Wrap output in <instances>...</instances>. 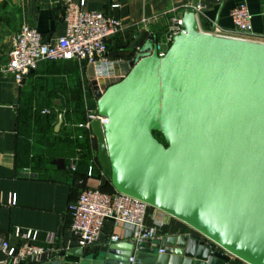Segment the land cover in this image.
I'll return each mask as SVG.
<instances>
[{
  "label": "water",
  "instance_id": "water-1",
  "mask_svg": "<svg viewBox=\"0 0 264 264\" xmlns=\"http://www.w3.org/2000/svg\"><path fill=\"white\" fill-rule=\"evenodd\" d=\"M183 27L162 56L146 32L111 53L130 69L104 89L93 81L109 119L93 131L115 190L192 232L111 244L102 259L62 246L32 264H264V42L207 33L193 12Z\"/></svg>",
  "mask_w": 264,
  "mask_h": 264
},
{
  "label": "crops",
  "instance_id": "crops-1",
  "mask_svg": "<svg viewBox=\"0 0 264 264\" xmlns=\"http://www.w3.org/2000/svg\"><path fill=\"white\" fill-rule=\"evenodd\" d=\"M79 2L80 0H75ZM184 0H85V8L101 11L122 19V32L109 41V60L105 63L85 64L75 61L42 62L19 84L12 76H0V239L12 243L20 239L13 234L15 227L36 232L33 243L52 247V258L62 246H76L71 232L69 204L75 201L85 187H106L115 191L110 179L98 167L96 161L93 176L87 174L85 164L72 169L73 159L84 148L83 139L76 137L78 128L65 115L72 114L74 96L90 86L94 95L93 81L101 89L119 81L130 67L126 58L114 57V51L123 50L141 32L148 38L162 41L167 30L169 11L182 5ZM206 16H199L202 30L212 31V21L223 29H232L230 11L246 4L252 14L257 33L264 34V0H225L219 5L207 0ZM64 9L57 0H0V63L6 59L12 37L27 23L36 27L47 42L54 43L65 34ZM143 19H147L142 23ZM51 108L55 117L51 122H38L35 113ZM32 115V118H31ZM30 117V121L28 118ZM25 118V119H24ZM60 127H57L60 119ZM24 119V120H23ZM92 156L98 154V140L90 139ZM98 167V168H97ZM12 194L16 204H9ZM156 218L157 239L192 232L191 227L180 219L154 208L149 209L145 219L147 226H154ZM56 235L54 243L49 235ZM118 234L119 243L133 241L131 229L123 223L107 220L97 244L83 248V255L105 258L104 251L112 243L110 237ZM127 248V247H125ZM120 256V255H117ZM4 253L0 250V258ZM73 261L79 258L73 257ZM28 264H32L28 261Z\"/></svg>",
  "mask_w": 264,
  "mask_h": 264
},
{
  "label": "built area",
  "instance_id": "built-area-1",
  "mask_svg": "<svg viewBox=\"0 0 264 264\" xmlns=\"http://www.w3.org/2000/svg\"><path fill=\"white\" fill-rule=\"evenodd\" d=\"M215 1L222 5L225 0ZM57 2L64 9L65 34L54 43L47 42L36 27L27 23L23 24L12 37L5 61L0 63V76H12L19 84H22L25 77L42 62L75 61L82 66L83 63H105L109 60V41L122 32V19L101 11L87 10L85 0L79 2L57 0ZM207 7V0H184L182 5L169 11L172 16L163 34V39L158 44L160 56L171 45L174 37L184 31L183 14L193 12L199 22L200 15L206 16ZM230 16L233 23L232 29H223L216 21H212L213 30L203 31L214 35L264 42V34L254 30L252 14L246 4L235 6L231 9ZM146 21L147 19H143L142 23ZM83 89L85 120L74 126L82 130L77 134L78 139H84L87 135L90 139H95L93 122L99 121L103 128L109 119L98 113L96 98L89 92L90 86L86 84ZM42 113L50 114L51 109L44 108ZM76 160L77 158L73 159V170L76 168ZM95 161L96 154L94 153L88 169L89 176L95 173ZM9 204H16L15 194L11 195ZM151 208L154 207L145 201L117 190L105 192L100 187H85L68 207L73 241L82 249L97 244L107 220L121 222L129 227L133 241L156 240L157 225H161L163 221L156 218L154 226L145 224L146 216ZM154 209L160 211L157 208ZM13 234L20 239L19 242L12 243L7 238L0 239V250L4 253V257L0 258V264H28V261L39 263L52 258V247H43L33 243L36 232L23 231L17 226ZM55 239L54 234L48 237L51 243H54ZM110 241L119 243L121 238L118 234H113ZM163 251L159 249V252ZM230 257L237 259L233 254H230ZM130 261L133 262L134 257H131Z\"/></svg>",
  "mask_w": 264,
  "mask_h": 264
},
{
  "label": "trees",
  "instance_id": "trees-1",
  "mask_svg": "<svg viewBox=\"0 0 264 264\" xmlns=\"http://www.w3.org/2000/svg\"><path fill=\"white\" fill-rule=\"evenodd\" d=\"M65 115L68 117L70 123H79V122H82V121L85 120V108H84V101H83V96H82L81 92H77L75 94V96H74V103H73V106H72V114H70V115L65 114ZM33 116L37 117L38 122L46 123L47 121L51 122L54 119L55 114H54V112L52 110H51L50 114H43L42 111H39L38 113H35V115H33ZM31 118H32V115H31ZM28 120L29 121L31 120L30 117L28 118ZM78 130H79V132H82V130H80V129H78ZM77 134H78V132H77ZM156 136L161 141H163V138H162V136L159 133H156ZM76 137H77V135H76ZM83 140H85L84 141V145H85L84 148L80 152L79 156H75L74 157V158H77V160H76V168H75L74 171H78L79 170L78 169L79 165L85 164L86 170H87V174H88V169H89V166L91 165V161L93 159V156H92V152H91V145L89 143L88 135ZM96 161H97L98 167H99V168L98 167L97 168L100 171V169H102V167H101V165L99 163L97 155H96ZM100 188L103 191H105V192H113V191H108V189L106 187H104V186L100 187Z\"/></svg>",
  "mask_w": 264,
  "mask_h": 264
},
{
  "label": "rangeland",
  "instance_id": "rangeland-1",
  "mask_svg": "<svg viewBox=\"0 0 264 264\" xmlns=\"http://www.w3.org/2000/svg\"><path fill=\"white\" fill-rule=\"evenodd\" d=\"M24 119H25V118H24ZM24 119H23V120H24Z\"/></svg>",
  "mask_w": 264,
  "mask_h": 264
}]
</instances>
